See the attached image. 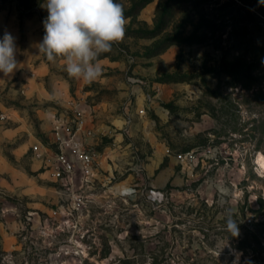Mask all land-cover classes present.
<instances>
[{
  "label": "rangeland",
  "instance_id": "rangeland-1",
  "mask_svg": "<svg viewBox=\"0 0 264 264\" xmlns=\"http://www.w3.org/2000/svg\"><path fill=\"white\" fill-rule=\"evenodd\" d=\"M165 1L116 0L127 23L97 58L112 83L104 106L147 111L128 129L100 118L93 199L74 201L40 168L32 107L4 125L24 131L0 139V264H264V66L249 90L232 76L238 57L264 47V4L185 0L163 21ZM44 4L0 0L43 23Z\"/></svg>",
  "mask_w": 264,
  "mask_h": 264
},
{
  "label": "crops",
  "instance_id": "crops-1",
  "mask_svg": "<svg viewBox=\"0 0 264 264\" xmlns=\"http://www.w3.org/2000/svg\"><path fill=\"white\" fill-rule=\"evenodd\" d=\"M5 32L15 38L18 62L14 73L9 76L0 73V92L2 97L11 104L7 105L0 101V110L9 116V121L5 124L25 120L27 115L21 113V106H29L34 109L33 116L40 122V131L47 138L50 136L51 116L54 110L65 106L72 98L82 100L88 111L98 119V127L94 124L96 137L88 140L90 144H98L100 135L98 128L104 117H112L110 121L115 127L118 123L125 122L126 113H123V104L121 106L119 103L116 104L115 99L109 109L104 106L107 100L102 92L112 83L106 79L105 73L108 69L105 66L107 62L103 58L97 60L102 68L101 76L92 83H86L82 79L73 78L67 74L64 58L56 57L50 61L44 53L39 51L38 45L45 35V30L44 23L37 17H22L10 5L0 7V39ZM114 88L116 89L115 81ZM120 95L122 92L118 97ZM131 115L133 118L139 116L135 112H131ZM5 124L0 125V139L12 140L17 135H22L24 131L22 125L16 128H5ZM33 136L35 140L33 144L41 139L38 135Z\"/></svg>",
  "mask_w": 264,
  "mask_h": 264
},
{
  "label": "clouds",
  "instance_id": "clouds-1",
  "mask_svg": "<svg viewBox=\"0 0 264 264\" xmlns=\"http://www.w3.org/2000/svg\"><path fill=\"white\" fill-rule=\"evenodd\" d=\"M264 4V0H260ZM48 16L39 51L48 60L64 58L70 77L92 83L102 74L97 58L125 37L126 18L116 0H45ZM18 67L15 38L5 32L0 39V73L9 76ZM227 230L239 235L236 220H227Z\"/></svg>",
  "mask_w": 264,
  "mask_h": 264
},
{
  "label": "built area",
  "instance_id": "built-area-1",
  "mask_svg": "<svg viewBox=\"0 0 264 264\" xmlns=\"http://www.w3.org/2000/svg\"><path fill=\"white\" fill-rule=\"evenodd\" d=\"M147 93L146 100H152ZM125 107L126 129L133 122V116ZM147 108L144 105L138 111L143 116ZM50 136L40 139L30 148L33 157L40 162L41 169L47 171L55 182L69 191L74 201L84 202L93 199L91 191L99 181L100 152L89 143L96 137L93 113L84 106L82 100L72 98L65 106L56 108L51 116ZM9 121V116L0 110V125ZM190 154H180L178 159L186 161Z\"/></svg>",
  "mask_w": 264,
  "mask_h": 264
},
{
  "label": "trees",
  "instance_id": "trees-1",
  "mask_svg": "<svg viewBox=\"0 0 264 264\" xmlns=\"http://www.w3.org/2000/svg\"><path fill=\"white\" fill-rule=\"evenodd\" d=\"M183 1L185 0H166L162 5H160V12L163 14V21L165 20V16L170 13V6L181 4ZM252 48L253 51H251L255 54V56L251 60H248L246 55L238 57L237 62L234 64V71L232 72V76L234 77V79H238L235 84L241 83L242 87L247 90L251 89L254 86V79L252 74L255 67H257L258 65L264 66V47L255 46ZM259 95L264 99V90H260Z\"/></svg>",
  "mask_w": 264,
  "mask_h": 264
},
{
  "label": "bare ground",
  "instance_id": "bare-ground-1",
  "mask_svg": "<svg viewBox=\"0 0 264 264\" xmlns=\"http://www.w3.org/2000/svg\"><path fill=\"white\" fill-rule=\"evenodd\" d=\"M259 161H260L259 163H260L261 165L264 164L263 161L261 160V158L259 159Z\"/></svg>",
  "mask_w": 264,
  "mask_h": 264
}]
</instances>
